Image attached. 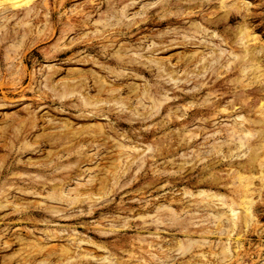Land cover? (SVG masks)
<instances>
[{
	"label": "rangeland",
	"instance_id": "rangeland-1",
	"mask_svg": "<svg viewBox=\"0 0 264 264\" xmlns=\"http://www.w3.org/2000/svg\"><path fill=\"white\" fill-rule=\"evenodd\" d=\"M0 264H264V0H0Z\"/></svg>",
	"mask_w": 264,
	"mask_h": 264
}]
</instances>
